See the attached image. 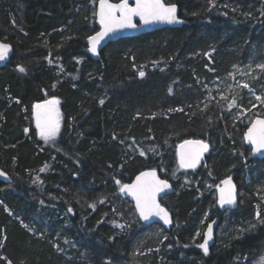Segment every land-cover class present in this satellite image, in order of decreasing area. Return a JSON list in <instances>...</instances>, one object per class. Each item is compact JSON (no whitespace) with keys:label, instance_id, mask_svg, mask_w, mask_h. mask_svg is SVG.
<instances>
[{"label":"trees","instance_id":"1","mask_svg":"<svg viewBox=\"0 0 264 264\" xmlns=\"http://www.w3.org/2000/svg\"><path fill=\"white\" fill-rule=\"evenodd\" d=\"M91 1L0 0V40L13 46L0 68V169L10 179L0 181V264H255L264 210L257 215L246 192L221 212L207 189L235 173L246 191L245 172L264 180V158H252L243 118L223 114L209 88L264 48V0H165L177 4L180 27L110 42L99 60L84 52L97 29ZM45 95L61 111L53 149L33 120ZM189 138L210 144L196 171L177 164L176 147ZM147 168L175 190L162 200L171 227L154 224L143 238L148 224L131 206L129 232L110 215L123 204L119 187ZM214 218L205 254L196 231Z\"/></svg>","mask_w":264,"mask_h":264},{"label":"snow or ice","instance_id":"2","mask_svg":"<svg viewBox=\"0 0 264 264\" xmlns=\"http://www.w3.org/2000/svg\"><path fill=\"white\" fill-rule=\"evenodd\" d=\"M100 24L102 30L94 36H89L88 41L91 45L90 51H96V45L100 40L106 36L108 33L124 28L131 27L134 28L136 25L133 23V17L138 16L140 21L144 24L153 21H166L168 23L180 22L177 18V7L175 4H165L164 0H135L134 6H130L129 0H120L119 3H110L109 0H100V9L98 12ZM10 50V46L7 44H0V60H3ZM257 67L264 70V64L257 65ZM21 72L24 69L21 67L19 69ZM140 76H144V72H140ZM243 87L247 88L248 85L245 84ZM171 91V89L169 90ZM261 97H257L260 100ZM58 101L54 98L52 100L45 101L43 105H34L36 124L37 128L40 130V135L45 139L49 140L58 131L59 124L56 119L52 116V111L49 106H55ZM103 103V101H101ZM236 101L233 99L229 107L235 104ZM41 109H48L42 113ZM259 126V127H257ZM28 130L25 129V132ZM246 139H248L253 145V151H260L264 149V120H257L254 122L253 126L248 129L246 134ZM194 143L201 146L200 151H207V144L202 141H185V144ZM183 147V146H181ZM143 155V153H141ZM200 152H197L195 157L191 161H186L183 154H181V167H195V163L199 159ZM44 171V169H41ZM5 175L0 172V176ZM145 177H151V180H145ZM119 183V181H117ZM225 185H230V180L223 181ZM169 185L166 181L159 180L156 177L155 171L141 173L137 177L136 182L132 185H124L121 191H129L136 200V208L140 212L143 219L147 220L150 216H159L165 224L169 223L168 212L162 208L156 201V194L163 191V189L168 188ZM233 189L228 188L220 189V204H232L234 203L235 197L233 194ZM94 207V205H93ZM71 211V209H69ZM259 215V214H258ZM199 235V233H197ZM212 238V225H208V231L204 233L203 243L198 246L204 251L205 254L208 253V243Z\"/></svg>","mask_w":264,"mask_h":264},{"label":"rangeland","instance_id":"3","mask_svg":"<svg viewBox=\"0 0 264 264\" xmlns=\"http://www.w3.org/2000/svg\"><path fill=\"white\" fill-rule=\"evenodd\" d=\"M117 1V0H112ZM90 11H91V19L90 24L93 25V22H95V12H96V0L91 1L89 3ZM54 59H51L50 56L46 58V62L49 66H55V70H57L58 74L62 73V67L60 64H55ZM264 64V48L260 50L259 53H253L249 56V59L246 63H244L240 67H235L233 71L228 74L227 76L215 81L211 88H209L211 91L214 92V98H221L223 103L220 105V110H222L223 114H228L233 118L234 121H236L239 118H243L245 124L248 126V124L256 117V116H262L264 117V70L257 67V65ZM247 84L248 87L245 88L243 85ZM210 91V92H211ZM257 97H261L260 100H257ZM56 99L58 103L53 107L49 106V108L52 111V116L54 119L58 121L59 128L58 131L55 133L53 137H51L49 140L45 141V139L39 134L40 130L37 128L36 124V116H35V109L33 113V120H34V126L37 131L38 137L42 140L43 146L49 149H53L54 142L58 138L60 129H61V111L59 107V99L56 97H50L47 96V100ZM213 98V96L208 97V99ZM235 99L236 103L232 104L231 107L229 105L231 102ZM48 109H41L42 113V122H43V113L46 112ZM246 115V116H243ZM241 141L245 146H248L244 143L243 136L241 138ZM249 147V153L251 155V148ZM204 164V163H203ZM155 170V169H154ZM157 171V170H156ZM159 173V172H158ZM244 181L243 186L246 187V191L239 188V199H241L242 194L249 193V195L254 196L256 198L255 204L257 207V215L259 211L264 210V180L257 181L256 178H253L249 173L245 172L243 175ZM206 186V185H205ZM122 186L119 187L118 193V201L121 202L123 200V204L120 206L119 204H113L112 213L110 215V224L119 232H129L131 230L132 225L134 224L133 217L129 212V206L132 207L133 210L134 207L130 201L123 198L120 194V189ZM218 187V182L213 184H209L208 191L211 189L212 195L214 197L215 203H216V191ZM201 195V193H199ZM121 196V197H120ZM164 199V198H163ZM162 199V200H163ZM126 200V202H125ZM117 201V200H116ZM115 202V201H113ZM122 203V202H121ZM129 204V205H128ZM254 204V205H255ZM125 206V207H123ZM136 212V211H135ZM130 218V219H129ZM216 219L214 218L212 221L207 222L206 226L203 228H200L197 233L199 235H196L197 238H199L201 241L199 244L203 243V237L204 233L208 231V225H212V238L209 240L208 243V249L210 245L214 241V235H215V223ZM141 220V219H140ZM131 221H133L131 223ZM139 221V220H138ZM136 221L135 225L139 226L138 228H141V224ZM142 221V220H141ZM146 224V223H145ZM144 226V225H143ZM147 229L143 232L142 236L143 238L150 236L153 231H156V226L154 224H148ZM31 232H35L34 228L31 227ZM255 264H264V254L258 257Z\"/></svg>","mask_w":264,"mask_h":264},{"label":"water","instance_id":"4","mask_svg":"<svg viewBox=\"0 0 264 264\" xmlns=\"http://www.w3.org/2000/svg\"><path fill=\"white\" fill-rule=\"evenodd\" d=\"M109 2L110 3H119L120 0H117V1L109 0ZM134 3H135V0H129L130 6H134ZM164 3L165 4H175V3H167L165 0H164ZM175 5L177 7V18H178V20L180 22L168 23L166 21H153V22L144 24V23H142L140 21V18L138 16H134L133 17V23L136 25V27H134V28L124 27V28L116 29V30L108 33L96 45V51L92 52V51H90L91 45L89 44L88 37L89 36H94V35H96V33L100 32L102 30V26L100 24V19H99V15H98V12H99V9H100V0H97L96 12H95V26H96L97 29H96L95 32H93L92 34H90L89 36H87L83 40V43L85 44L84 52L91 59L99 60L100 52L110 42L116 41V40H118L120 38L137 36V35L144 34V33H147V32H151L153 30L164 28V27H171V28L180 27L184 23V20L179 16V8H178L177 4H175ZM0 44H7V45L10 46V50L8 52V55L3 60H0V68H2L8 63V61H9V59H10L12 53H13V46L10 43L2 41V40H0ZM49 100H52V99H49ZM257 120H264V117L256 116L248 124V126L245 129V132L243 134V140H244V143L246 145L250 146L252 158H264V149H261L260 151L254 152L252 143L248 139H246V134L248 132V129L250 127H252L254 122L257 121ZM257 127H259V126H257ZM185 141H202L204 144H207V146H208L207 151H200V149H201L200 145H197V144H194V143L185 144ZM181 146H183V147H181ZM209 151H210V144L208 142H206L204 140H201V139H194V138L185 139V140L181 141L176 147L177 164L182 170L196 171V170L200 169L201 166L203 165V163L205 161V158H206L207 154L209 153ZM197 152H200V155H199L198 161L195 163V167H181V163H180L181 154L184 155L186 161H191L195 157ZM152 171H155L156 177L159 180L166 181L168 183V185H169L168 188H165V189H163V191H161V192L156 194L157 203L168 212L169 221H170L169 223L165 224L164 221L159 216H155V215L150 216L149 219H147V220L143 219L141 217V215H140V212L136 208V200H135L134 196L129 191H127V190L121 191V189H120V194H121L122 198H125V199H127L128 201H130L132 203L136 213L138 214V216L142 220V222H144L146 224H157V225L161 226L164 229H169L171 227V225H172V216H171L170 212L168 211V209L162 204V199L165 198L167 195L172 194L174 192V190H175L174 187L172 186V184L170 183V181H168L166 178L162 177L156 170H154L152 168H147V169H142V170L138 171L133 176V178L129 182L124 184V185H132V184H134L136 182L137 177L140 176L141 173L152 172ZM0 172L5 174L3 176H0V181L8 183L9 180H10L8 174L5 171H3L2 169H0ZM234 174L235 173H231V174L223 177L218 182V187H217V191H216V197H217L216 198V205L218 206V208L221 211L232 209L238 203L239 189H238L237 184L234 181ZM144 179L150 181L151 177H145ZM225 180H230L231 184L230 185H225L223 183V181H225ZM124 185H122V187ZM221 188H224V189L232 188L234 190L233 191V194H234V197H235L234 203H232V204H224V205L220 204L219 200H220V189Z\"/></svg>","mask_w":264,"mask_h":264},{"label":"flooded vegetation","instance_id":"5","mask_svg":"<svg viewBox=\"0 0 264 264\" xmlns=\"http://www.w3.org/2000/svg\"><path fill=\"white\" fill-rule=\"evenodd\" d=\"M45 96H46V97H45ZM45 96H44V99H43L41 102H39L38 104L43 105V104H44L43 102L47 101V99H46V98H47V95H45ZM49 99H51V98H49ZM221 212H222V211H221Z\"/></svg>","mask_w":264,"mask_h":264}]
</instances>
